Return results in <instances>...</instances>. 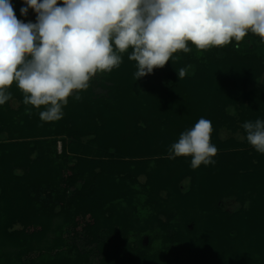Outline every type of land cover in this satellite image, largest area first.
I'll use <instances>...</instances> for the list:
<instances>
[{
	"label": "trees",
	"instance_id": "16d2710c",
	"mask_svg": "<svg viewBox=\"0 0 264 264\" xmlns=\"http://www.w3.org/2000/svg\"><path fill=\"white\" fill-rule=\"evenodd\" d=\"M188 48L136 80L133 49L113 45L121 62L106 73L107 93L90 84L79 100L74 92L57 121L42 122L15 82L4 89L0 264H89L92 251L96 264H264V154L241 127L264 114V40L249 31L222 47ZM201 117L212 123L216 163L169 159ZM224 125L244 140H221ZM230 195L241 202L235 212L219 206Z\"/></svg>",
	"mask_w": 264,
	"mask_h": 264
},
{
	"label": "clouds",
	"instance_id": "9594fccd",
	"mask_svg": "<svg viewBox=\"0 0 264 264\" xmlns=\"http://www.w3.org/2000/svg\"><path fill=\"white\" fill-rule=\"evenodd\" d=\"M26 0L20 9L37 13L36 23L16 18L9 0H0V105L11 97L4 89L15 82L25 105L42 122L62 118V105L81 97L97 72L121 62L115 48L133 52L138 80L163 68L174 53L241 41L251 31L264 40V0ZM178 58V57H177ZM179 79L185 70H178ZM41 106L44 107L41 110ZM31 111V109H29ZM246 140L264 154V121H245ZM212 123L201 117L168 148V158L191 157L193 169L216 163L210 143Z\"/></svg>",
	"mask_w": 264,
	"mask_h": 264
},
{
	"label": "rangeland",
	"instance_id": "374dc122",
	"mask_svg": "<svg viewBox=\"0 0 264 264\" xmlns=\"http://www.w3.org/2000/svg\"><path fill=\"white\" fill-rule=\"evenodd\" d=\"M41 2H42V0H41ZM18 5H19V8L20 7L21 8L27 7L26 0H18ZM57 6H63L61 0H58ZM15 15H16V18L23 23H28V22L36 23L37 22V13L31 8H29L27 16H22L21 12L15 14ZM106 73L107 72H97L96 75L90 79V81H89L90 88L94 91V93L99 94V95H101V94L103 95V94L107 93L106 92L107 90H106V88H104V84H103V83H106V79H105ZM260 80L262 81V78H260ZM261 81L253 82L250 85V88L255 87L259 84H262ZM161 82L164 85V87H169V85H170V79L166 80V79L162 78ZM262 112H264V111H262ZM227 113H228V115L232 116L233 119L237 118V111L232 106L227 108ZM259 119L264 121V114H262V116ZM228 137H233L234 139H236L239 142L243 141L245 138L244 133L240 130V128L237 129L236 131L232 132L227 125H224L219 130V138L221 140H224V139H227ZM56 149H57V152H60V150H61V142L59 140L56 141ZM245 149H248L247 150L248 155L252 152L251 148H245ZM242 150H244V149H242ZM252 161L255 163L256 158H252ZM262 168H264V167H262ZM262 172H264V171H262ZM262 175H264V173H262ZM143 179H144L143 176L139 177L140 181H143ZM182 185H183V187H187L188 186V179H184L182 181ZM219 206H221L222 209H224L226 211L235 212L238 209H240L241 202L239 201V199L237 198L236 195H230V196H227V197H224L223 199H221ZM17 227H19V226H17ZM76 241L78 243V246L83 245L81 240L76 239ZM97 257H98L97 254L94 251H92L91 255H90V259H89V261H90L89 264H96Z\"/></svg>",
	"mask_w": 264,
	"mask_h": 264
}]
</instances>
